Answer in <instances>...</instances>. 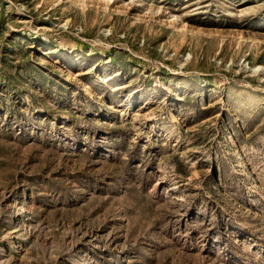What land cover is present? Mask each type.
Returning a JSON list of instances; mask_svg holds the SVG:
<instances>
[{"label": "rangeland", "instance_id": "374dc122", "mask_svg": "<svg viewBox=\"0 0 264 264\" xmlns=\"http://www.w3.org/2000/svg\"><path fill=\"white\" fill-rule=\"evenodd\" d=\"M0 264H264V0H0Z\"/></svg>", "mask_w": 264, "mask_h": 264}, {"label": "bare ground", "instance_id": "6f19581e", "mask_svg": "<svg viewBox=\"0 0 264 264\" xmlns=\"http://www.w3.org/2000/svg\"><path fill=\"white\" fill-rule=\"evenodd\" d=\"M79 1H83V0H79ZM81 3H82V2H81ZM83 3H84V2H83ZM61 55H62V54H61ZM57 58H59V57L57 56ZM61 58H62V57H61ZM256 69H257V68H256ZM256 69H255V70H256Z\"/></svg>", "mask_w": 264, "mask_h": 264}]
</instances>
